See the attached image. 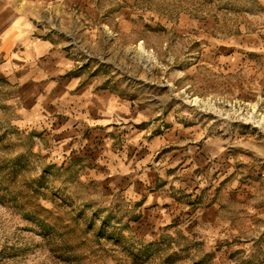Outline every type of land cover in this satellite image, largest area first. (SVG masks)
<instances>
[{"label": "rangeland", "instance_id": "1", "mask_svg": "<svg viewBox=\"0 0 264 264\" xmlns=\"http://www.w3.org/2000/svg\"><path fill=\"white\" fill-rule=\"evenodd\" d=\"M50 14L73 62L63 78H80L96 118L61 87L21 100L0 74V264H264V0H68ZM114 98L135 121L105 114ZM135 127L171 132L144 166L179 182L165 215L112 171L109 151L138 155Z\"/></svg>", "mask_w": 264, "mask_h": 264}, {"label": "crops", "instance_id": "2", "mask_svg": "<svg viewBox=\"0 0 264 264\" xmlns=\"http://www.w3.org/2000/svg\"><path fill=\"white\" fill-rule=\"evenodd\" d=\"M66 1L68 0H0V74L18 86L19 99L25 101L52 100L54 97L50 95L63 88L61 93L68 95L64 99L70 100L71 105L81 113L87 110L88 119L94 120L96 117H92L90 111L93 110L92 103L95 99L88 98L83 84L82 87L78 86L80 78L76 75L70 74L63 78L74 71L73 62L67 58L58 38L47 29L48 24L45 23L50 19V11ZM37 95L42 97L36 98ZM115 101L117 100L114 98V102L104 104L107 110L105 114L115 113L120 117L136 120V117L129 114L126 106ZM39 107L41 104L32 103L27 108L34 114V119L45 117ZM104 118V125L114 123L108 122L112 116ZM28 120L32 119L28 117ZM146 132L147 129L135 127L126 140L127 148L129 145L133 150L139 149L138 155L132 156L131 151L129 154L127 151H109L107 156L112 171L116 174L115 179L124 190L136 201H142L144 208L155 209L165 215L169 206L174 203L176 192L173 187L178 189L179 182L165 180L167 178H164L166 175H163V171L166 168L157 170L144 166L156 158L161 146L170 143L171 132L156 133L152 137L145 136ZM159 157L162 156H157ZM216 210V206L201 210L199 222L211 223L216 219Z\"/></svg>", "mask_w": 264, "mask_h": 264}]
</instances>
